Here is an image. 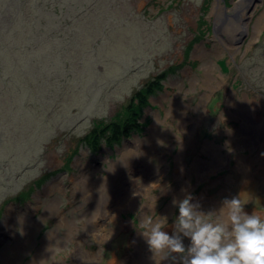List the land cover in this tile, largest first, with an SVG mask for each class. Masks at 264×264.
Instances as JSON below:
<instances>
[{
  "label": "rangeland",
  "instance_id": "374dc122",
  "mask_svg": "<svg viewBox=\"0 0 264 264\" xmlns=\"http://www.w3.org/2000/svg\"><path fill=\"white\" fill-rule=\"evenodd\" d=\"M261 1L255 2L250 11L249 5L247 13L250 12L253 17L248 23V31H243L239 13L232 11L239 0H208L207 5H204L203 0H17L16 9L19 12L26 11L27 16L25 13L15 15L13 0H5L4 3L0 0V52L4 49L1 43L12 44L14 53L22 49L21 45L19 49L17 43H32L29 49L25 45L23 49L38 50L40 47L31 37L32 32L46 48L49 41L48 38L42 40L43 32L50 35V40L58 41L63 59L51 58L45 47L38 53L41 57L38 64L43 69L56 67V72L49 69L50 75H44L36 63L30 69H26L27 62L20 66L37 73L33 79L35 85L31 89L37 88L40 96L47 95L48 104L52 101L53 93L45 86L52 84L57 92L60 91L54 100L64 101V105L69 106V109L46 106L48 109L43 110L46 107L39 104L40 96L37 100L36 94L30 93L29 96L24 87L16 89V84H13L11 93L8 94V88H4L6 94L0 93V264H49L40 258L36 260L37 254L33 251L38 247L48 248L52 245L46 237L57 234L53 229L69 234L68 238H60L63 244L67 242L64 252L56 251L53 259L61 257L64 264H89V261L86 262L85 244H89L90 238L80 235L75 237L72 223L70 230L68 226L62 228L57 225L60 220L74 221L71 215L74 210H69L70 195L83 199L86 206H90L89 199L94 195L87 188L90 184L88 182L98 183L94 175H104L105 179L111 172V163L128 153L132 154V158L137 153L143 156L148 153L150 159L145 162L155 180L157 176H162L168 183L170 174L174 173L173 183L159 188L154 184L153 188L156 189H151V195L158 192L159 195H166L162 190L178 185L181 178L176 173L175 165L180 156L178 143L180 140L187 142L186 134L191 130L197 133L194 137L197 142L196 151L188 149L182 161L189 169L194 165L191 159L209 163L210 168L203 173L200 182L196 180L197 175L193 171L186 174L182 180L188 185L187 192L175 199L182 200L191 194L192 202L196 203L204 193L206 199H216V203L221 205L224 199L241 194L240 198L246 204V213H264V135L251 144L250 141L242 140L234 142L237 138H245L240 128L251 126L255 119L264 131V0ZM232 15L233 19L229 18ZM18 18L23 22L21 25L31 21L36 27L24 25L21 28L17 25ZM45 19L48 23H45ZM20 30L25 33H20ZM132 30L140 31L143 42L149 41L151 37L152 45L141 49L139 38L133 36ZM198 33L205 34L195 42ZM128 37L133 38V44L126 42ZM114 41L116 43L111 45ZM74 43L75 47H72ZM102 47L105 56L100 53ZM55 50H59L56 44ZM55 50H51L54 56ZM92 53L96 59L89 56ZM138 53H142L143 57L146 55V59H139L141 55ZM69 57L78 59L77 64L74 65ZM83 59L89 61L87 67L96 77V81L90 82L87 89L83 84ZM63 60L66 64L62 68ZM64 69L65 74L62 75ZM166 70H169V75L163 82V90L151 97L152 108L147 109L145 119L140 118V123L146 128L140 137L130 138L127 143L115 146L113 151L102 146V151L96 155V162L91 161V154L86 148L80 147L70 169L58 172L62 161L76 148L75 140L92 126L93 118H101L102 121L112 119L117 114L123 115L130 92ZM2 71L5 69L0 68ZM68 76H72L69 83L66 79ZM108 80H117L119 83L107 85ZM4 82L11 84V81ZM113 89H117L116 94L112 92ZM87 90L99 94L98 98L95 99L92 93L88 100ZM83 92H86L85 98L88 100L85 104L81 102L84 97H79V93ZM32 104L34 110L31 109ZM82 106L91 110L83 112L86 108ZM178 125L184 126V129H177ZM252 126L256 127L254 123ZM154 127L161 130L162 137L149 143L147 138L153 136L150 129ZM181 134L184 138H181ZM149 144L154 146L151 150ZM206 144L221 147L216 148L221 157L216 169L212 162L206 161L207 157L212 160L213 156L211 151L208 153L209 150H204ZM225 144L227 146L224 147ZM239 156H246L245 162L239 161ZM141 169L138 166L125 169L121 174L125 175L123 182L137 178L142 184L148 177L140 178L143 175ZM49 172L56 174L41 187L33 183L44 174L47 178ZM107 184L99 185L100 188L94 193L109 194ZM28 185L31 186L22 193V201H11L1 210L5 199L17 195ZM173 199L169 201L170 214L163 216H167L169 223L174 226L177 212L173 209L176 208L172 205ZM145 201H138V211L141 206H146L147 211L150 209L148 205L153 203L152 199L142 204ZM67 206L69 208L65 209ZM201 206L206 207V213L215 212L208 202ZM59 209L64 211L60 216ZM34 210H38L39 215L33 213ZM67 212L71 215L69 218L62 215ZM121 213H117L119 223L121 219L129 220L134 226L140 225L142 215L136 217L131 212ZM84 214L83 220L87 221L88 214ZM34 215H37V219L42 216V220H39L36 228L26 231L27 243L22 240L15 245L22 231V221ZM76 219L79 220L78 217ZM111 221L112 213L104 224ZM122 224L120 229H129L126 223ZM173 230L174 227L165 229L170 235ZM106 238L102 243H93L99 248L95 253L101 252L102 244L106 243L102 251L106 257L104 263L100 253H93L98 264H110L112 257L118 263L136 264L133 259L137 251L128 258L126 255L129 242L126 233L120 232L111 239ZM183 242L185 246L189 244L187 239ZM87 252L91 253V250ZM141 254L144 258L141 264H153L152 260H146L150 256L147 248L142 247Z\"/></svg>",
  "mask_w": 264,
  "mask_h": 264
},
{
  "label": "bare ground",
  "instance_id": "6f19581e",
  "mask_svg": "<svg viewBox=\"0 0 264 264\" xmlns=\"http://www.w3.org/2000/svg\"><path fill=\"white\" fill-rule=\"evenodd\" d=\"M261 2L262 1L260 0V3ZM254 3H255V0H239V2L237 4H235L234 8L232 9V11L234 10L236 13H239L240 20L239 19L238 20L242 23L243 31H245V30L248 31V23L252 19L253 15L251 13H247V9H248L249 5H251V4L254 5ZM261 15L262 14H260V16ZM229 18L233 19V15L230 16ZM258 21H259V18H257V22ZM247 119H250V117H248ZM257 119L259 120V118H257ZM255 121H257V120L256 119L253 120V122L251 123V126L248 125L244 129L240 128V133L244 134L245 138H237L234 140V142H237L238 140H242V141H247V142L250 141L249 143L251 144L256 139H259L262 135H264L263 134L264 131H262V127H259V124L256 123ZM253 123L256 125V127L252 126ZM198 127H199V124H198ZM177 129H179V130L184 129V126L178 125ZM145 130H146V128L144 127V130L142 132H144ZM150 131L153 132V136L151 137V139L147 138V141L149 143H153L155 141L160 140V138L162 137V132L160 129H157L156 127H154L152 129H150ZM142 132L134 133L130 136V138L140 137L142 135ZM196 134H197L196 130L187 131V134H186L187 135V138H186L187 142L180 140V143H178V146H180V150H178L180 156L176 160L177 161L176 173L180 174L181 178L178 180V182H179L178 185L173 186L169 189L166 187L163 189V192L166 195H170L172 198H175L178 195H184L187 192L188 185H186V183L182 180V179H184V176L186 174H188V173L191 174L193 171V173H195L197 175L196 180L198 182H200V179H202L204 177L203 173H205V171H207L210 168L209 163L202 162L200 160H195V161H199V162L194 164V168L189 169V167H186L184 165V162L182 161L183 157H184V155H186V151L188 149L191 148L194 151H196V145L195 144H197V142L194 141V137ZM182 136L183 135L181 134V138H182ZM184 136H185V132H184ZM184 136H183V138H184ZM129 139L122 141L120 143V145H118V146H121L122 144L127 143L129 141ZM102 146H104V144ZM135 146L138 148L140 147L137 144V142H135ZM211 146L209 144H206V145H204L203 148H205L204 149L205 151L209 150L208 153H210V151L212 152V154H213L212 160L207 159L208 158L207 157L206 161L212 162V164L214 165V168L216 169L217 166L220 164V158H221L220 152L217 151L216 148L218 149L221 147L213 146V145H211ZM225 146H227V145L225 144L224 147ZM105 147L107 149H110L111 151H113L115 149V146H112V147L105 146ZM148 147L151 150L154 146L149 144ZM203 148H201V149L203 150ZM88 152H89V150H88ZM91 156H93V154H91L90 157ZM239 157H241L239 161L245 162L246 156H239ZM74 159H75V157L73 158V160ZM149 159H150V156L148 153H145L144 156L141 153H137V155L134 156L133 158H132V154L128 153L126 156H123L121 158L119 157L116 161H114V163H111L112 164L110 166L111 172L105 176L106 177L105 179H103L104 175L99 176V175H94V174L90 173L91 175L95 176V180H98L97 184L88 182L90 184L87 186V188H88L89 192H91V194L94 195L93 198L89 199L90 200V206H86L85 201L83 199L70 195V197L68 198V202L70 205L69 210H74V213L71 214L74 217V221L72 219L60 220V221H57V225L59 227H62V228L65 226H68L69 230H70L71 229L70 223H72L74 228H75V232H74L75 237L80 235L83 237L90 238L96 243H102L103 241H105L107 239L106 233L101 228V226H104L106 228L110 226V224H104V222L107 219H110L111 213L113 214L112 225L119 226L122 228L123 224L118 222L117 213L135 210L138 207V201L140 202L142 199L149 201L150 199H152L153 193L151 195V192L154 189L153 188L154 184H156L158 186L156 188H159L161 186H165L167 184V182L163 180L162 176L155 180V176H153L150 173L151 169L148 167L147 163L145 162V161H148ZM255 161H257V159ZM193 163H194V161H193ZM64 165H65V161L63 160L62 166H60L61 168H59V170H58L59 173L65 172L63 170ZM134 166L141 167L142 168L141 174H143L141 178L148 177V179L145 180L142 184H140L137 181L138 180L137 178H132L128 182L124 183L123 179H124L125 175L121 176L122 172L125 169H130L131 167H134ZM195 167H198L199 169H197ZM55 174L52 172L47 173V178H45V180L41 184L45 183L46 181H48L49 179L54 177ZM41 178L39 177V179H41ZM133 179H135V180H133ZM194 179H195V177H194ZM35 181H37V180H35ZM153 182H155V183H153ZM102 184L109 185V188H108L109 189L108 191L110 192L109 194H107V193H101V194L100 193H94L96 190H98L100 188L99 185H102ZM92 186H94V188ZM117 186H119V187H117ZM194 188H195V186H194ZM18 194H19V192H17V195ZM147 194L149 196H147ZM35 195H37V193ZM35 195H34V197H35ZM110 195L114 201L113 203L111 201V198L110 199L105 198V197H108ZM197 202L200 205H203V204L208 202L210 204V206L212 207V209L215 212H217L221 217L218 214L217 215L220 218H223L224 214L219 212V209L222 207L221 206L222 204L218 205L216 203V199H213V198L206 199V196L203 193L201 195V197H199L197 199L196 203ZM115 206H118L119 208H116ZM169 206H171L170 202H169L168 207ZM150 207L153 210V213H155L154 205H151ZM67 208H69V206L65 207V209H67ZM201 210H206V207L201 206ZM37 211L38 210H34L33 213L36 212V214L39 215V212H37ZM166 211L167 210H164L163 214H166ZM58 212H59V216H60V214L63 213L64 211L59 209ZM84 212H86L88 214L87 215V217H88L87 221L83 220L85 217ZM62 215L64 217H67V218H69V216H71L68 212L64 213ZM146 216H147V209H144L143 213H142V217H146ZM30 217H31L30 218L31 220L24 219L22 221V227H21L22 231H21L20 235L17 236V241L15 242V245L17 243L21 242L22 240H25L27 243L28 237L26 235V231L30 228H36L39 224V220H42V216L39 219H37V215H34L33 217L30 216ZM77 217L79 218V220L76 219ZM70 218H72V217H70ZM69 220H70V222H69ZM63 222L65 224H63ZM45 226H47V225H45ZM173 227H174L173 225H169L167 228L171 229ZM53 230L57 234H49L46 237L49 241L52 242V245L49 246L48 248L38 247L33 252H35L37 254L36 260L38 258H40V260H42L44 262H48L49 264H64L63 258L59 257V258L53 259L52 257L56 251L64 252V248H65L67 242L65 244H63L61 242L60 238H68L69 234L66 233L65 231L57 232L55 229H53ZM105 245H106V243H105ZM146 260L147 261L152 260L151 255L147 256ZM110 261H112L110 264H124V262L118 263L115 258L111 259ZM133 263H142V258L139 256L135 257L133 259Z\"/></svg>",
  "mask_w": 264,
  "mask_h": 264
},
{
  "label": "clouds",
  "instance_id": "9594fccd",
  "mask_svg": "<svg viewBox=\"0 0 264 264\" xmlns=\"http://www.w3.org/2000/svg\"><path fill=\"white\" fill-rule=\"evenodd\" d=\"M240 195L222 201L219 212L223 218L217 212L201 210L191 194L182 200L174 198L172 205L178 215L171 235L165 231L167 216L142 217L143 231L138 233L153 264H264V213H246ZM154 201L155 209L156 197ZM184 239L189 240L187 246Z\"/></svg>",
  "mask_w": 264,
  "mask_h": 264
},
{
  "label": "trees",
  "instance_id": "16d2710c",
  "mask_svg": "<svg viewBox=\"0 0 264 264\" xmlns=\"http://www.w3.org/2000/svg\"><path fill=\"white\" fill-rule=\"evenodd\" d=\"M1 1H2V3L5 2V0H1ZM13 1L15 3V15L25 13V16H27L26 11L19 12L16 9V5H18L16 3L17 0H13ZM203 1H204V5L208 4L207 3L208 0H203ZM225 1H227V0H225ZM28 18L30 19V17H28ZM47 21L48 20L45 19V23ZM21 23H23L22 20L20 18H18L17 25L21 26V28L24 25L25 26L31 25V26H29L31 28L36 27V26H33V22H31V21H30V23H26L24 25H21ZM202 26L204 27L205 25L202 24ZM26 28H28V27H26ZM48 28H49V26H48ZM39 32H40V30H39ZM198 32H200V29H198ZM20 33L24 34L25 32L21 31ZM131 33H134L133 36H135L136 39L139 38V41L141 43V49L144 46L152 45L151 37L148 39L149 41H146V42L141 41V39H140L141 34H140L139 30H132ZM12 34H13V32H12ZM12 34H11V36H12ZM204 34L205 33H198V35H196L194 41L198 42L204 36ZM31 37H33L37 41V45L40 47L38 50H35V49L34 50H24L23 49L24 45L27 47V49H29L31 47L32 43L31 44L17 43L19 49H20V45H21L22 49L16 53H14V51L11 49L12 44L1 43L4 49L0 52V68L5 69V71L0 72V93L1 92H2V94L7 93V92H3L4 88H8V94L11 93L12 92L11 89H14L13 84H16V85H14L16 87V89H20V88L24 87L26 89L25 92L29 93V96H31L30 93L36 94L35 98L38 100V97L40 96L38 89L35 87H34L35 89L34 88L31 89L32 86L35 85L36 81L33 79H35V76L37 73H33L30 70L27 71L26 69L34 68L35 63H36L38 70L42 71V73H45L44 75H46V74L50 75L49 69H53V70H55V72L58 70L56 67H51L49 69H43L41 67V65L38 64V61H40V58H41V57H39L38 53L44 47L46 48V46L43 45V43L41 42V39L38 36H36L35 34H33V32H32ZM4 38L6 39L7 37H4ZM47 38H48L49 44L47 45L46 49L49 51L51 58L63 59V55L60 52L61 47H59V45L57 44L58 41L50 40V35L43 32L42 40L47 39ZM126 42L128 44H133L134 40L132 37H128ZM115 43H116V41H114L111 45H114ZM55 44H56V48H59V50H55ZM37 45H36V47H37ZM72 47H75V43L72 44ZM53 48L55 50V56L53 55V52H51V50H53ZM101 49H102V52H100L101 55L103 54V56H105V54H104L105 49L103 47ZM150 51H152V48L150 49ZM98 52H99V48H98ZM138 54L141 55V57L139 59H141V60L146 59V55L143 57L142 53L141 54L138 53ZM89 56L93 57V53ZM93 58L96 59V57H93ZM69 59L72 60L74 65L77 64L78 59L71 58V57H69ZM64 61L65 60H63V63L61 64L62 68H63V64L65 63ZM26 62H27L26 69L22 68L20 65L21 64L25 65ZM82 62H85V64H82ZM88 64H89L88 60H84V59L81 60V66L83 67L82 71H84V74H85L84 75L85 80L83 81V84H85L86 89L89 87L90 82L96 81V77H94V73L90 70V67H87ZM103 64H105V62ZM5 72H7V73H5ZM64 72H65V69H64L62 75L65 74ZM168 75H169V70L159 72L156 75H154L152 78L148 79L145 83H143V85H140L138 89L131 91L130 97L127 99V103L124 107V110H125L124 114L123 115L121 114L122 116L120 114H117V116L112 118V119L102 120V121H100L101 118L100 119H96V117L93 118L92 119V126L90 128H87L88 129L87 132L81 134V136L75 140L76 148L73 149L72 154L70 156L65 158V165H64L63 170L66 171L67 168L70 169L69 166H70L73 158L77 156L78 150L80 147L88 149L89 152L94 155L101 149L103 144H104V146H108V147L118 146V145H120V143L122 141L129 139L132 134L142 132L144 130L145 126L140 123V118H142L144 110L149 106V99L154 95L156 96L158 93H160L163 90V82L167 79ZM63 77H65V76H63ZM66 79H67V82L69 83L70 80L72 79V76H68ZM3 80L4 81H11V84L8 85ZM68 83H67V85H68ZM106 83H107V85H110L111 83H112L111 85H114V84H118L119 82L117 80H108V81H106ZM45 87L51 89V91L53 93V97H52V99H50L52 101L48 104L49 100H48L47 95L40 96V99L38 100V102L41 105V107L47 106L48 108H52L55 105V108H57V107L61 108L62 107L65 109H69V106L67 107V104L64 105V101L59 102L56 99L54 100V97H56L58 95V93L60 92L59 90L57 92L52 84L45 86ZM57 88H59V86ZM87 91H88L87 96H86V92L79 93L80 94L79 97H81V98L84 97L81 100V102L84 104L86 102H88L90 96L92 95V93H94V92H91L92 90H87ZM115 91H117V89L112 90V92H115ZM42 93H45V92L43 91ZM105 93H110V92L106 91ZM82 94H84V96H81ZM115 94H116V92H115ZM71 95L73 96L74 93L72 92ZM98 95L99 94L96 95V93H94L95 99H96V97L98 98ZM29 96H28V98H29ZM85 96L88 97V100H87V98H85ZM57 98L62 100L61 97H57ZM81 98H79V99H81ZM76 99H78V97H76ZM84 104H82V105H84ZM47 107L45 109L43 108V110L48 109ZM82 107L86 108L85 106H82ZM34 108L35 107L32 104L31 109L34 110ZM83 108H82V110H83ZM90 110L86 108L83 110V112H87ZM91 113H94V112L91 111ZM32 141H35V140L32 139ZM39 146H40V144H39ZM18 149H19V146H18L17 150ZM19 153H17L16 155H18ZM3 156H4V154H3ZM45 178H46V176H43L41 179L35 181L34 184L37 187H40L41 183L45 180ZM29 186H31V185L26 186L18 195H15L13 197L5 199V202H4L1 210L5 207V205L7 203H9L11 201H16V202L22 201V193ZM0 214H1V211H0Z\"/></svg>",
  "mask_w": 264,
  "mask_h": 264
},
{
  "label": "flooded vegetation",
  "instance_id": "af4514ba",
  "mask_svg": "<svg viewBox=\"0 0 264 264\" xmlns=\"http://www.w3.org/2000/svg\"><path fill=\"white\" fill-rule=\"evenodd\" d=\"M103 148L101 147V149L100 150H102ZM99 152H101V151H98V153ZM191 163H193V159H191V161H190ZM199 161H194V164L195 163H198ZM177 163H176V161H175V165H176ZM193 168H194V165H193ZM141 178V177H140ZM173 178H174V173H172V174H170V177H169V179H170V181L167 183V185H169L170 183H173L174 182V180H173ZM144 179V178H143ZM156 179H158V176H157V178ZM172 180V181H171ZM145 181V179L143 180V182ZM162 192V191H161ZM156 197V200H157V203H156V207H155V213H153V210L151 209V207H150V209L147 211V216H150V217H152L153 219H156L157 218V215H159V216H163V215H168V214H170V209H171V207H168V205H169V201H170V199L172 198L170 195H159V192L157 193V194H154L153 196H152V201H153V203L151 204V205H154V198ZM106 199L108 198V197H105ZM111 201H112V203L114 202L113 201V199L111 198ZM147 203H149V201H145V202H142V204H147ZM151 205H148V206H151ZM144 209H146V206H141V208H140V210L138 211L137 209H135V210H131V211H128V212H123L124 214H127V213H129V212H131V213H134V215L136 216V217H138V216H141L142 215V213H143V210ZM174 210H176V212H177V208H173ZM164 210H167L166 211V214H163V211ZM204 212H206V210H203ZM123 213H121V214H123ZM120 214V215H121ZM177 215H178V212H177ZM119 219H120V216H119ZM173 222H175V220L173 221ZM120 223H126L127 225H128V227H129V229L127 228V227H124L123 228V230L122 229H120V227L119 226H115V225H112V221L109 223L110 224V226L109 227H107V228H105V229H103L104 231H105V233H106V237H109L110 239L112 238V236H114V235H116V234H119L120 232H123V233H126L128 236H129V242H128V245H127V258L130 256V255H132L135 251H137L138 252V254L136 255V257L137 256H139V257H141L142 258V262L144 261V258H143V256H142V254H141V248L143 247H145V248H147V246H146V243H145V241L142 239V237L139 235V233L138 232H140V231H137V229H141L140 228V225L139 226H134L129 220H127V221H123V220H121L120 219ZM169 225H172L171 223H169V221H168V226ZM115 226V227H114ZM88 243L89 244H85V254L87 255V258H88V260H86V262H88L89 261V264H94V261H95V264H98V262H97V259L94 257V254L95 255H97L98 253H100L101 255H102V251H103V249H104V247H105V244H103L102 245V250H101V252H96L95 253V251H98V247L96 246V245H94L93 243H94V241L92 240V239H89V241H88ZM136 244V246L134 247V245ZM87 250H91V253H88L87 252ZM94 253V254H93ZM76 255H79V253H77ZM151 255V254H150ZM103 256V255H102ZM125 256V255H124ZM123 256V257H124ZM113 258V257H112ZM111 258V259H112ZM122 259V258H121ZM104 260H106V257H104L103 256V260H102V263H104ZM110 260V259H109ZM107 262V261H106ZM136 264H141V263H136Z\"/></svg>",
  "mask_w": 264,
  "mask_h": 264
},
{
  "label": "water",
  "instance_id": "95a60500",
  "mask_svg": "<svg viewBox=\"0 0 264 264\" xmlns=\"http://www.w3.org/2000/svg\"><path fill=\"white\" fill-rule=\"evenodd\" d=\"M255 2H256V3H258V2L260 3V0H257V1L255 0ZM253 6H254V5L251 4L250 7H249V10H248V11H250V10L252 9ZM249 13H250V12H249ZM151 108H152V106H151V104H150V99H149V106L144 110V114H143V117H142L141 119H145L144 116H145V113L147 112V109L150 110ZM86 150L88 151V149H86ZM99 151H102V150H99ZM97 154H98V152H97L95 155H93V156L90 157V159H91L92 162H96V158H97L96 155H97ZM97 156H98V155H97ZM43 176H45V174H44ZM41 177H42V176H41ZM41 186H42V184L40 185V187H41ZM23 189H24V188H23ZM23 189H22V190H23ZM22 190H21V191H22ZM19 192H20V191H19ZM29 220H31V219H29Z\"/></svg>",
  "mask_w": 264,
  "mask_h": 264
}]
</instances>
